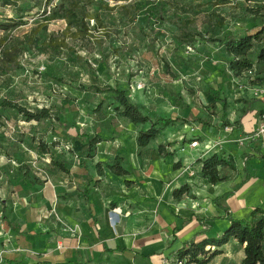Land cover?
I'll return each instance as SVG.
<instances>
[{
	"label": "crops",
	"instance_id": "1",
	"mask_svg": "<svg viewBox=\"0 0 264 264\" xmlns=\"http://www.w3.org/2000/svg\"><path fill=\"white\" fill-rule=\"evenodd\" d=\"M214 45L215 50H222ZM236 82L232 78L224 94L227 109L222 116L230 124L237 123L230 126V132L218 127L211 137L206 130L193 129L184 123L180 131L167 135L183 118L181 109L157 104L132 86L131 90L126 89V94L143 114L151 119L175 120L147 149L139 152L137 127L124 118H116L114 113L94 133L87 130L90 122L78 124L79 130L65 127L57 141L52 137L47 142L54 144L49 155L40 153L36 142L32 149L25 148L22 163L12 162L9 169V178L15 184L4 194L5 183L0 184L1 214L14 247L5 254H13L12 261L14 256L17 258L15 253L25 252L22 258L27 264H174L176 252L185 244L220 237L229 226L228 202L233 198L237 204L235 197L240 201L261 190L264 184V172L257 168L253 177L246 172L245 178L236 184L237 151L248 152L247 157L255 167L264 162L257 142L244 143L250 148L236 144L238 139L251 134L264 116L262 101L251 97L244 101L243 93L235 92L233 97L228 92ZM255 114L261 116L256 118ZM188 130L202 140L197 149H190L182 141ZM84 136L100 138L92 158L83 155ZM25 137L22 131L21 138ZM216 142H222L220 149L204 150V145ZM161 144L167 146L159 153L157 147ZM213 152L223 153L235 170H229L223 181L209 185L201 177L197 161ZM51 157L59 166L53 164ZM115 158L125 175H115L105 167ZM26 169L31 171L32 178L25 176ZM0 170L5 172L3 167ZM182 186L188 192L175 199L173 190ZM243 247L231 239L208 264H240Z\"/></svg>",
	"mask_w": 264,
	"mask_h": 264
},
{
	"label": "rangeland",
	"instance_id": "2",
	"mask_svg": "<svg viewBox=\"0 0 264 264\" xmlns=\"http://www.w3.org/2000/svg\"><path fill=\"white\" fill-rule=\"evenodd\" d=\"M15 1L22 3L25 0ZM48 1L49 6L57 2V0ZM157 1L167 4V9L162 13L163 17L176 21L190 19L191 29L202 33L208 32L205 38L213 37L214 34L220 36L227 31L235 30L240 25L245 28L251 26L252 18L247 11L257 7V4L252 1L247 3V0H151L150 2L157 4ZM102 3L113 9L101 10V20L108 26L106 31L109 33L108 37L102 32H95L93 44L90 46L67 39V48L59 54L26 53L19 58L17 70L0 78V100L5 98L14 100L26 109L49 108L54 118L52 122L46 121L33 126L23 123L24 121L14 112L2 113L0 167H3L5 172L0 170L2 174L0 184L3 181L5 183L3 194L15 184L12 178H9L11 175L9 169H12V162L13 165L22 163L23 154L27 153L25 148L32 149L33 143L38 144V141L49 143L52 137H55L57 141L65 127L79 130L78 124L89 125L90 122L87 130L90 129L94 133L96 127L103 126L104 120L113 115L114 105L110 94L81 92L77 89L79 84L109 85L122 87L125 90H131L133 86L135 90L137 89L136 91L144 93L147 98L154 99L157 104L166 103L169 107L177 103L183 118H178V125H172L167 135L180 131L184 125L183 120L191 121L190 117L194 115L210 120L211 127L205 130L208 135L214 137L215 130L221 123L222 111L220 103L212 96L218 94L222 97L225 94V86L233 78L231 73L226 72V58L223 50H215L216 45L207 42L195 43L192 46L179 45L174 40L176 35L174 27L167 20L147 16L148 10L142 6L143 0H102ZM14 5L8 4L3 8L4 10H0V36L3 35V27H8L17 21L13 20V18L16 19L13 12ZM121 6L126 7V11H122L119 8ZM131 11H139L137 12L139 15L132 20H130ZM35 12L36 10L31 12L33 16L28 14L22 17L12 29L14 37L20 39L39 21L38 18H34ZM209 20L213 25L221 20L222 27L214 25L212 28L205 29L204 25ZM64 27L63 22L56 21L49 24L48 30L62 31ZM263 79L264 72L261 71L254 77V84H251L252 80L240 77L236 79L237 82L233 84V87L228 88V92L233 97L235 92H241L244 101L251 97L259 99L264 104V96L261 95V91L264 92ZM221 86L224 91L219 88ZM207 94L211 95L207 96ZM183 104H186L188 108H183ZM255 116L259 118L261 115L255 114ZM186 124L193 129L200 128L196 123ZM145 127L147 126L137 129ZM22 131L26 135L24 139L21 138ZM195 137L188 130L183 134L182 141L190 143L195 140ZM197 141L199 143L202 140L199 138ZM240 147L249 146L243 144ZM236 155L238 169L236 184L245 178L246 172L253 177L254 168L264 172L263 161L255 167L256 165L247 157L248 152L240 150ZM247 160L250 162L248 161L244 167L243 164ZM231 165L230 168L226 167L228 169H221L220 175L224 179L227 178L225 175L229 170H235L234 164L231 163ZM26 172L27 177L32 178L31 171L26 169ZM3 194L1 191L0 198ZM234 199L238 201L237 204L234 203L233 198L228 202L231 210L230 218L247 220L253 209L263 208L264 184L258 192L240 201L236 197ZM1 212L3 208L0 203V264H8L13 254H5V251L14 249L13 238L6 230ZM15 254L17 258L14 256L13 260L24 261L22 257L26 256L25 252Z\"/></svg>",
	"mask_w": 264,
	"mask_h": 264
},
{
	"label": "trees",
	"instance_id": "3",
	"mask_svg": "<svg viewBox=\"0 0 264 264\" xmlns=\"http://www.w3.org/2000/svg\"><path fill=\"white\" fill-rule=\"evenodd\" d=\"M150 1L151 0H143L142 3V6L146 7L145 10H148L146 11V15L161 20H167L176 31L174 40L179 45L192 46L195 43L201 42L217 44L218 47L222 48L226 57H228L225 66L226 71L230 72L235 79L240 77L248 78L252 80L251 84H254V77H256L258 72H264V3H262L264 0H249L257 4V7L247 11L252 18L251 22H253L248 29L242 30L236 28L220 36L214 34L213 37L208 38L204 37L207 35V31L202 33L191 29L192 21L190 19L176 21L163 17L162 13L167 9V4H165V2L157 1L158 3L155 4V2ZM8 4H15L13 12L16 19L13 18V20L17 21L2 29L3 35L0 36V78L17 70L19 68V58L26 53H37L39 55L59 54V52L67 48V39L76 40L80 43L82 42L85 46H90L93 44L92 40H94L93 34L95 32H102V34H106L107 37L109 36V33L106 32L108 26L101 20V10L106 8L111 11L113 9L105 6L102 0H57L52 6H49V1L47 2V0H25L22 3H17L15 0H0V10H4L3 8ZM39 8L41 9L40 11L38 10ZM119 8L122 11H126V7L124 6ZM34 10H36L34 18H38L39 21L20 39L14 37L12 35V29L16 27L22 17L28 14L31 16V12ZM131 12L132 16L130 20L139 15V13H137L139 11ZM56 21L64 23V30L50 32L48 30L49 24ZM91 22L93 23L92 25H90ZM214 25L221 28V20ZM214 25L210 20L205 23L206 28H212ZM252 28H254V31L250 33ZM251 70H253V75L252 77H248L246 72ZM219 88L224 91L222 86ZM77 89L81 92L91 94H110L114 105L113 113L116 118H124L137 128L147 126L144 129H139L137 132L136 145L139 152L147 149L149 144L155 141L165 128L173 125L175 122V120L167 118L151 119L146 116L143 114L140 107L131 101L126 94V90L123 88L109 85L79 84L77 85ZM210 95L211 94H207V96ZM212 97L215 101L220 103L221 111L225 114L227 103L224 95L219 97L218 94H214ZM174 106L179 107L177 103H174ZM182 106L183 108H188L186 104ZM10 111L14 112L26 123L35 122L36 124H40L42 122H52L54 120L49 108L26 109L20 106L16 101L5 98L0 100V128L3 126L1 121L2 113ZM244 114L245 112H243V115ZM183 122L196 123L203 130L211 127L209 119L200 117H193L191 121L185 119ZM236 124V122L230 124L223 115L219 128L223 129ZM83 140H85L83 155L86 158H92L95 146L100 142V138L97 136L91 138L84 136ZM195 140H199V138L195 137ZM53 146V143L48 145L43 141H38L36 149L42 154L49 155L51 154ZM166 146V144L159 145L157 151L162 153ZM51 160L53 164L55 163V165L57 164V166H59L57 162L53 161L52 157ZM197 162L201 165V177L205 179L209 185H215L223 181L224 177L220 175L221 169L226 167L230 168L232 166L223 155L216 152L210 153ZM96 166L99 167V164ZM105 167L115 175L122 176L126 174L118 158H115L110 164H106ZM20 169H22V166ZM26 175L27 172H25V176ZM187 192V187L182 186L178 189H174L172 196L178 199L182 194ZM228 220L229 226L220 237L204 238L197 243L189 242L185 244L176 252L175 261L182 260L185 264H208L215 256L221 253L220 248L229 240L233 239L239 245H244L243 258L240 264H264V209H253L247 220L232 218H228ZM8 264L27 263L21 260H10Z\"/></svg>",
	"mask_w": 264,
	"mask_h": 264
},
{
	"label": "built area",
	"instance_id": "4",
	"mask_svg": "<svg viewBox=\"0 0 264 264\" xmlns=\"http://www.w3.org/2000/svg\"><path fill=\"white\" fill-rule=\"evenodd\" d=\"M91 24H92V22H91ZM187 49H189V48L187 47ZM246 75L248 77H252L253 70L247 71ZM261 95L264 96L263 91H261ZM223 130L226 132H230V127H225ZM248 142H257L260 146L262 153L264 154V116L261 117V119L259 120L257 127L254 129V131L251 134L238 139L236 141V144L239 146H242L244 143H248ZM221 145H222V142H216V143H214L212 145H208V146L204 145V150L206 152L211 151V150H214L218 147L221 148ZM188 146L190 149H197L199 146V143L197 140H193L190 143H188ZM190 174L193 175V173H191V172H190ZM174 264H185V262L182 260H177V261H175Z\"/></svg>",
	"mask_w": 264,
	"mask_h": 264
}]
</instances>
